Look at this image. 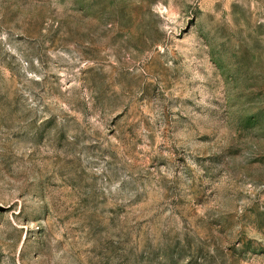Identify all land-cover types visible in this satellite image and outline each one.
Wrapping results in <instances>:
<instances>
[{
    "label": "rangeland",
    "instance_id": "obj_1",
    "mask_svg": "<svg viewBox=\"0 0 264 264\" xmlns=\"http://www.w3.org/2000/svg\"><path fill=\"white\" fill-rule=\"evenodd\" d=\"M0 264H264V0H0Z\"/></svg>",
    "mask_w": 264,
    "mask_h": 264
}]
</instances>
